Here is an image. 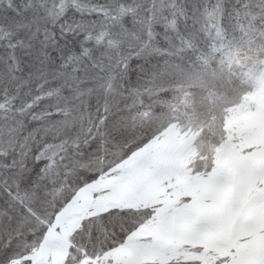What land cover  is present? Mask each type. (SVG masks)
Listing matches in <instances>:
<instances>
[{"label": "snow or ice", "instance_id": "1", "mask_svg": "<svg viewBox=\"0 0 264 264\" xmlns=\"http://www.w3.org/2000/svg\"><path fill=\"white\" fill-rule=\"evenodd\" d=\"M0 264H264V0H0Z\"/></svg>", "mask_w": 264, "mask_h": 264}]
</instances>
